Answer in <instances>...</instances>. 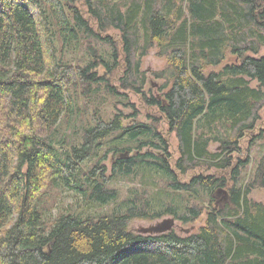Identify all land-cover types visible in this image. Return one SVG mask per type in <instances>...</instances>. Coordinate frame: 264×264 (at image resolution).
<instances>
[{
  "label": "trees",
  "instance_id": "obj_1",
  "mask_svg": "<svg viewBox=\"0 0 264 264\" xmlns=\"http://www.w3.org/2000/svg\"><path fill=\"white\" fill-rule=\"evenodd\" d=\"M83 1L94 24L75 0H0V264H264V202L248 196L264 186V158L242 188L237 181L249 159L232 162L264 105V55H257L264 47V0ZM109 29L119 31L126 62L120 89L141 93L158 115L125 126L118 110L85 127L80 144L64 155L55 146V126L72 115L78 95L91 96L100 85L114 96L124 95L97 71L103 65L109 74L118 62ZM80 40L90 60L75 65L63 50ZM98 42L110 46L112 63L97 52ZM154 47L166 58L165 67L155 73L164 78L160 96L141 89V58ZM227 53L236 61L208 70ZM162 118L178 140L174 167L161 155L167 154L157 127ZM204 126L209 135L195 133ZM125 134L135 142V152L120 140ZM252 135L250 143L264 137V125ZM108 140L114 142L107 150L112 173L130 174L145 164L162 172L173 190L206 188L210 194L226 187L228 202L221 206L210 197L203 224L182 234L130 230L135 217L162 215L138 206L126 213L81 217L67 212L45 218L42 201L58 182L81 192L88 188L99 203L116 198V190L107 187L112 177L103 164L107 154L83 168ZM211 141L219 143V151L207 150ZM121 150L129 156L117 154ZM201 163L229 168L230 179L201 173L188 181L178 177L177 172ZM167 212L189 223L200 220L203 209L192 205L182 214L173 208Z\"/></svg>",
  "mask_w": 264,
  "mask_h": 264
},
{
  "label": "rangeland",
  "instance_id": "obj_2",
  "mask_svg": "<svg viewBox=\"0 0 264 264\" xmlns=\"http://www.w3.org/2000/svg\"><path fill=\"white\" fill-rule=\"evenodd\" d=\"M75 3L81 8L82 14L88 17L86 14V7L83 0H75ZM89 18V17H88ZM90 19V18H89ZM90 22L94 24L93 20ZM106 34L110 35L113 40L118 45V62L116 67L108 74L107 69L100 65L97 68L99 74L107 75L111 84L123 92L124 95H112L108 92L107 87L100 85L95 88V91L91 96L83 97L79 96L76 98L75 108L72 115L63 116L58 121L55 126L54 142L56 148L59 152H63L65 155L67 150L73 145H79L82 139V133L85 127L94 124L97 120L110 119L113 114L117 111H121L123 115V122L125 126H130L135 122H150L149 114L158 115V109L156 107L148 106L142 99L141 93H136L134 89H120L121 80L120 76L126 75V62L124 60V54L122 50V43L120 40V33L118 30L109 29ZM58 46V45H57ZM95 48L98 53H101L106 61L108 60L112 63V58L110 55V46L108 44L98 42L95 43ZM85 46V41H79L76 44L66 45L63 50V56L65 59L71 61L75 65H83L90 60V55L87 52ZM58 52V51H57ZM56 52V53H57ZM58 54V53H57ZM264 55V47H261L259 54ZM225 60L216 67H211L208 69L219 70L223 67L226 62L236 61L234 55L227 53ZM166 58L164 56H159L156 53V48L148 49L146 55L141 58L140 70L145 73V82L142 86V90L147 92V94H155L160 96L161 90L159 84H162L164 78L156 77L155 73L162 70L166 65ZM255 81L250 84L254 86ZM257 126L250 132H247L240 140V147L233 155V163H236L237 158L242 159L248 158L249 161L242 167L241 173L238 177L237 186H245L253 176L258 160L264 158V137L256 138L252 143V134L258 133L260 127L264 125V105L259 110V120L257 121ZM167 122L165 119H161L157 123L158 130L164 136L167 142V154L161 153V155H166L168 161L172 167L175 166V162L179 157L178 151V140L175 132L168 129ZM221 134H224V129L217 125L216 127ZM203 130L208 133V127L204 126L201 128H195V133L198 134ZM128 135H123L121 141H127L126 145L131 146L132 152H135L136 147L135 142L129 141ZM111 140V139H110ZM108 140L105 144L101 145L98 149L97 155L91 157L83 165V168L87 169L92 166L103 153L107 154L106 159L103 162L106 169V175L112 174L110 181L107 183V187L113 188L117 192L115 199L110 200L106 203H99L92 197H90V190L87 188L86 192H81L66 186L63 183H56L53 188L45 196L42 201L41 209L44 211V217L52 219L59 213L72 212L81 217L95 216L103 213L119 212L126 213L130 206L146 207L149 209L150 213L161 212V217L157 218H138L135 217L131 219L128 223L130 230L135 232L145 231L148 227L156 225L168 218H173L175 225L172 228L177 233H185L183 229L192 228L190 230H196L204 222L205 212L210 208V197L216 200L217 204L223 206L228 202V192L227 196L223 195V192H216L217 188L210 194L206 188H196V191L186 192L173 190L168 185V178L165 177L159 170L147 167L145 164H137L134 171L130 174L112 173L111 166V151L107 152L109 147L112 146L114 142ZM211 152L219 151V143L216 141H211L209 143L208 149ZM126 150L118 151L117 154L123 155ZM130 152V155L132 154ZM152 152H157L160 154L158 149H153ZM213 174L214 176H226L229 180V168L217 169L213 166H207L204 164H199L195 168L189 169L186 173H179L178 177L183 181H188V179L195 174ZM231 182H229L230 184ZM227 191L226 187H222ZM213 195V196H212ZM249 198L255 201L264 202V186L254 187L248 194ZM192 205H197L203 209L202 217L196 219L189 223H183L175 215L167 212L168 208H173L178 214H182L187 207Z\"/></svg>",
  "mask_w": 264,
  "mask_h": 264
},
{
  "label": "water",
  "instance_id": "obj_3",
  "mask_svg": "<svg viewBox=\"0 0 264 264\" xmlns=\"http://www.w3.org/2000/svg\"><path fill=\"white\" fill-rule=\"evenodd\" d=\"M129 156L128 151L123 152V155L121 157L123 158H127ZM216 192H223L224 196H227V191L223 188H219ZM175 225L174 219L173 218H168L165 219L161 222H158L156 225H152V227H148L147 229H145V231H143V233H160V232H165L168 230H171ZM192 228V226H190V228H185L183 229V231L185 233H189L190 229Z\"/></svg>",
  "mask_w": 264,
  "mask_h": 264
},
{
  "label": "flooded vegetation",
  "instance_id": "obj_4",
  "mask_svg": "<svg viewBox=\"0 0 264 264\" xmlns=\"http://www.w3.org/2000/svg\"><path fill=\"white\" fill-rule=\"evenodd\" d=\"M215 202H216V200H215ZM217 203V202H216Z\"/></svg>",
  "mask_w": 264,
  "mask_h": 264
}]
</instances>
